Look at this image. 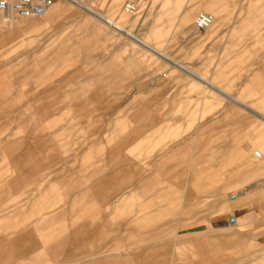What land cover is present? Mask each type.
Listing matches in <instances>:
<instances>
[{"label": "rangeland", "instance_id": "obj_1", "mask_svg": "<svg viewBox=\"0 0 264 264\" xmlns=\"http://www.w3.org/2000/svg\"><path fill=\"white\" fill-rule=\"evenodd\" d=\"M82 2L86 10L97 11ZM250 5L260 9L264 2L228 0L220 7L229 20L224 32L237 27L231 21L244 18ZM86 10L53 0L39 18L0 22L9 47L0 50V264H264V161L253 157L259 147L252 143L251 112L230 109L223 99L216 113L215 107L206 108L202 118L209 122L169 124L177 129L171 141L178 148L176 168L165 167L167 158L163 173H156L152 158L128 153V145L152 127L142 126L147 120L136 108L163 121L170 105L185 104L192 115L185 117L194 121L202 85L110 95L119 91V65L100 62L117 54L120 36ZM262 19L246 24L258 33L246 35L244 23L229 37L233 46L218 61L236 64L213 67L220 84L231 85L235 93L260 67L251 62L264 55V47L256 45L264 43ZM142 47L145 60L152 52L166 54L156 45ZM148 79L142 78L143 87ZM176 112L183 114L182 108ZM224 116L229 120L216 121ZM236 120L240 142L250 143L246 160L252 168L247 172L237 160L220 175L221 161L224 165L234 148L235 138L227 133L238 128ZM217 135L227 136L221 139L222 159ZM150 141H136L132 152L143 151ZM164 142L163 158L171 146L168 138ZM127 162L131 165L124 167ZM254 170L260 176L256 183ZM107 177L123 182L115 199L99 203L84 195L88 183ZM228 218L238 225L229 226Z\"/></svg>", "mask_w": 264, "mask_h": 264}, {"label": "crops", "instance_id": "obj_2", "mask_svg": "<svg viewBox=\"0 0 264 264\" xmlns=\"http://www.w3.org/2000/svg\"><path fill=\"white\" fill-rule=\"evenodd\" d=\"M80 1L90 2L98 8L97 11L92 9L86 10L87 15L98 19L101 23L109 27L113 32H117L120 36V39L114 46L118 49L117 54L114 57L108 56L105 60L103 58L100 62L101 64L119 65L116 69V77L121 81L118 85L119 91L111 93L110 95H137L146 94L148 92L165 93L169 91L181 92L186 85H194L195 83L202 85L201 92L204 93L198 101V119L194 121L192 120V117H185V115H190L191 113L187 110L185 104H181L180 107L177 105L176 108L170 105V109L168 110L170 112H168L169 116L163 121L158 119L159 116L157 113L154 114L149 112V114H145L144 109L146 108L138 106L136 108V113L139 114L142 119L147 120L142 126L152 125V127L149 131H146L143 135L138 137L137 140H134L128 145L129 154L135 156L141 154V156L147 157L148 159L152 158L155 163V172L157 173L158 171L159 174L163 173V165L166 163L165 161L167 158H169V164L166 163L167 165L165 167H170V172H173L176 168L173 160L174 157L177 156L178 148L175 144L171 143V141L176 138L174 135H176L177 129H175V127H169L168 125L209 122L208 119L202 118V116H204L203 114L208 113L206 108L208 105L210 107L213 106L215 107L213 111L216 113L217 108L222 105L224 99L230 103V106H228L230 109L231 106L235 105L241 106L251 112L252 143L253 145H257L264 155V55L262 60H252V62L250 60L251 64H260V67L251 70L252 72L249 77V83L241 86L240 92L235 93L231 91V85L220 84L222 78H218V71L215 72V69H213V67L218 65H220L221 69V67L226 66L228 68L229 65L236 64L235 59L223 63H220L218 59L225 56L227 57L229 54L230 48L234 43V39H229V37L234 36L237 32L240 33L241 28L239 25L245 23L246 35L252 31L255 33L259 32V29L255 26L247 27L246 24H259L263 21L264 5H261L260 9L259 7L255 8L251 5L244 7L245 17L231 21V25H237V27H232L227 32H224V29L221 27L227 25L229 20L222 16L220 13V7L226 4L228 0H132L137 3V11L130 15L123 11L124 4L129 0ZM140 1L144 2L141 5V8ZM262 1L264 2V0ZM198 9L201 12L212 13L214 17L212 26L203 33H198L193 27L192 18L195 15V11ZM6 40L7 36L0 34V50H2V52H6L5 49L9 48L8 44H5ZM140 43L146 49L156 45L164 50L166 54L170 55L171 58L165 53H163V56H160L149 50L152 52L153 56L151 59L149 58L148 60H145L140 55L139 47H142ZM256 45L264 47L263 42ZM246 54L247 56H250L254 53L253 51H247ZM241 55L244 56V54ZM241 55L239 56L237 53L234 56L242 57ZM206 68H211L213 70L207 71ZM9 69L10 68L1 69V71H8ZM188 69H191L192 72H189ZM142 71L146 72L142 73ZM193 71H195V73ZM190 74L195 76H191ZM147 76L149 78L148 86L143 87V82L141 80ZM158 88L163 89L158 90ZM207 90L212 94H207ZM177 108H182V115H179L176 112ZM176 116H181L177 117L181 120L176 119L171 121V118L175 119ZM228 120L229 119L225 116L216 119V121L222 122ZM238 121L239 120H236L235 123L238 128H234V132L227 133V136H234L235 143L232 144L234 146L230 152L232 154H230L228 159L227 157H224L225 164L223 165L222 161L220 163V175L223 170L229 167V164H232L237 160L244 162L243 166L245 169L247 168V172L252 168L246 160L250 149V143L247 146L240 142V121ZM247 122H249L248 119L246 123ZM227 136L223 135L222 138H219L217 135L219 156L222 152V147L225 145V141L221 142V139L225 140ZM166 138H168L167 144H170L171 146L168 150L169 156L167 157L166 154L163 158V147L161 145L163 143V146H165L166 142L164 141ZM140 140L142 142L150 141L149 143H146L148 147H144L143 151L138 150L133 153V144L136 141H139L138 143L140 144ZM254 150L255 149H253V151ZM220 157L222 159V156ZM259 160L264 161V158ZM149 163H151L150 160ZM130 165L131 163H125L124 167ZM254 176L256 183L260 180V176L255 170ZM122 183L123 182L120 179L114 180L113 177L102 178V180L96 179L92 183L86 185V193H84V191L83 193L87 196L90 194V196L97 199L99 203H102L104 197L115 199V193L120 189ZM71 184L69 183L65 188L69 187ZM77 184L78 186H82L83 181H77ZM90 188H93L94 192H90ZM76 192L80 194L78 190H76ZM55 202H59V200ZM62 203H64V200H62ZM228 219H232V222H229V226L238 225L235 218ZM228 219H226V221H228Z\"/></svg>", "mask_w": 264, "mask_h": 264}, {"label": "built area", "instance_id": "obj_3", "mask_svg": "<svg viewBox=\"0 0 264 264\" xmlns=\"http://www.w3.org/2000/svg\"><path fill=\"white\" fill-rule=\"evenodd\" d=\"M53 0H0V22L9 23L16 19H32L43 16ZM123 11L130 15L137 11V3L129 0L123 6ZM213 14L198 12L195 16L193 26L195 30H204L213 21ZM255 158H264L259 149L253 152Z\"/></svg>", "mask_w": 264, "mask_h": 264}, {"label": "bare ground", "instance_id": "obj_4", "mask_svg": "<svg viewBox=\"0 0 264 264\" xmlns=\"http://www.w3.org/2000/svg\"><path fill=\"white\" fill-rule=\"evenodd\" d=\"M65 1H68V2H71L72 4H74L77 8H79V9H81V10H86V5L82 2V1H78V0H65ZM52 5V4H51ZM50 5V6H51ZM57 8H56V10L54 11V13H56L57 12ZM59 13V12H58ZM207 13V12H206ZM61 14V13H60ZM109 21V20H108ZM114 22V21H113ZM213 22V21H212ZM212 25V23L207 27V28H205V30L206 29H208L210 26ZM194 27V26H193ZM254 152V151H253Z\"/></svg>", "mask_w": 264, "mask_h": 264}, {"label": "water", "instance_id": "obj_5", "mask_svg": "<svg viewBox=\"0 0 264 264\" xmlns=\"http://www.w3.org/2000/svg\"><path fill=\"white\" fill-rule=\"evenodd\" d=\"M229 221L232 222V219H230Z\"/></svg>", "mask_w": 264, "mask_h": 264}]
</instances>
